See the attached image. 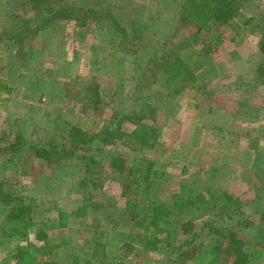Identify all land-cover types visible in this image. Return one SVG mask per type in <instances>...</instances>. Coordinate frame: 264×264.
<instances>
[{
  "label": "rangeland",
  "instance_id": "1",
  "mask_svg": "<svg viewBox=\"0 0 264 264\" xmlns=\"http://www.w3.org/2000/svg\"><path fill=\"white\" fill-rule=\"evenodd\" d=\"M236 2L241 17L233 25L197 29L175 0H60L77 10L73 18L28 28L19 56L0 42V147L20 139L59 150L72 131L114 128L123 112L136 115L119 123L124 133L154 132L152 147L115 140L96 157L103 181L91 201L98 209L83 199L76 158L0 153V223L3 199L24 197L53 247V264H82L90 249L95 264H176L163 244L145 249L134 226L147 202L142 187L129 185L127 167L143 159L152 165L148 197L164 206L190 192L237 199L233 217L238 210L249 223L236 229L248 264H264V84L252 83L264 63V0ZM30 14L29 0H0V33ZM175 58L193 80L168 87L164 67ZM110 157L123 159V167L110 168ZM126 201L137 202L134 217L124 211ZM173 212L169 220L179 222L200 215L192 208ZM175 236L181 238L177 230ZM221 246L203 239L183 264H229ZM12 247L0 239V264H14Z\"/></svg>",
  "mask_w": 264,
  "mask_h": 264
},
{
  "label": "trees",
  "instance_id": "2",
  "mask_svg": "<svg viewBox=\"0 0 264 264\" xmlns=\"http://www.w3.org/2000/svg\"><path fill=\"white\" fill-rule=\"evenodd\" d=\"M175 5L181 16L197 29H202L213 22L227 27L233 25L235 19L241 17L236 0H175ZM29 11L30 17L21 20L10 30L0 33V42L7 45L8 49L13 52V56H19L21 45L27 38L26 35L31 32L28 28H34L33 31L42 30L54 20L73 18V14L77 12L72 6L61 5L60 0H29ZM78 12H80L79 9ZM108 17L112 18L110 15ZM243 23H247V19ZM123 36L126 37L127 41L132 42V39H129L125 32ZM262 54L264 56V49H262ZM163 73L165 85L168 87L186 85L193 80L192 73L179 58L168 62ZM254 77L252 79L253 84H264V63ZM133 100L135 101L136 98ZM135 118L136 115L123 112L114 128H107L91 134L74 130L67 136V141L65 138V143H63L66 146L62 144L59 150L38 147L15 139L11 144L0 147V153L11 159L17 153L28 152L46 158L48 162L76 158L82 167L83 175L79 186L84 195L83 199L87 201L88 206L98 209L100 208L99 203L93 202L91 199L95 196L92 190L102 186L101 163L97 161L96 157L103 152L105 146L112 144L115 140H122L126 142L125 144L133 147H152L154 144V132L150 129L141 128L139 131L133 129L129 134L122 131L119 123L123 121L133 122ZM134 124L137 125L135 122ZM108 166L113 169H121L123 159L110 157ZM151 166V162L142 159L138 162H132L127 167L129 185L136 189L142 187L144 199L147 202L142 218L134 222V226L140 231L141 245L145 249L152 250L157 245L163 244L170 251L169 253L176 255L175 258L171 259L172 263L183 264L196 254L197 247L203 244L204 239L211 241V243H221L223 246L221 252L229 258V264H248L245 245L238 238L236 229L247 226L249 223L244 220L240 221L238 210L236 216L233 217V209L236 210L239 201L225 193L190 192L185 200L174 202L173 207L164 206L149 199L147 194V181L151 174ZM3 203L4 216L0 223V239L13 242V247L7 256L13 259L14 264H21L22 262L24 264L26 261L29 264H53L50 260L53 247L49 243L47 234L41 228L36 227L31 220L30 213L33 205L24 197L17 196L5 197ZM175 207L178 209L192 208L199 211L200 215L196 219L193 218L184 222L176 221L174 218L169 220L172 214H177V212H173ZM137 209V202L126 201L124 203V211L132 217L136 214ZM212 210L215 211L205 219L206 213ZM226 212L230 213L226 216L230 219L228 223H225V219H223L226 218L223 217ZM260 217H264V211L260 213ZM111 222L115 225V221ZM166 224H168L167 227L164 226ZM31 230L33 231L32 238L29 239ZM176 230L181 238L176 239ZM125 236L122 234V237L125 238ZM125 240H122L123 244H125ZM175 242L176 245L173 244ZM90 250L92 252L87 255L88 258L82 260V264H95L93 260L95 251Z\"/></svg>",
  "mask_w": 264,
  "mask_h": 264
}]
</instances>
